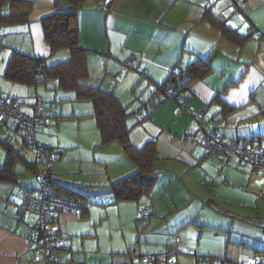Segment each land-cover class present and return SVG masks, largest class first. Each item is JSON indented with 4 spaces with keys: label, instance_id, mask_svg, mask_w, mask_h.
<instances>
[{
    "label": "crops",
    "instance_id": "crops-1",
    "mask_svg": "<svg viewBox=\"0 0 264 264\" xmlns=\"http://www.w3.org/2000/svg\"><path fill=\"white\" fill-rule=\"evenodd\" d=\"M27 1L30 3L28 22L0 24V35L3 36L0 45V62H2L0 89L3 95L14 98L16 101L20 95L28 92L30 94L31 90L36 92L37 88L26 85L28 91L23 87L14 86L12 84L15 82L4 76L12 50L42 57L47 64L64 61L70 57L66 49L51 50L44 39L41 18L54 12L55 0ZM98 2H103V9L97 7ZM5 5L7 4L4 3L3 6ZM58 7L68 9L71 5L65 0H60ZM206 7H209L218 19L236 28L240 33L245 34L251 31L253 34L250 33L246 36L247 38L238 42L221 36L207 19H200ZM237 7L242 8L241 11H244L249 22L254 25L255 32L253 29H248L249 22L240 16V10L237 11L229 0H216L211 5L206 0H84L78 9V42L86 50L89 76L96 77L83 82L86 85L99 86L111 91L123 105H126L123 103L127 102L126 98H130L128 90L126 96L123 87L117 88L112 80L117 81L120 76L129 77L126 88L136 79L133 85L142 81V84L146 85V99L139 97L137 104L141 107L145 106L146 112L149 106L144 104V100L151 96L156 84L162 82L172 69L186 66L197 56H208L210 71L189 84L190 97L183 102L184 109H179L172 99H166L149 117H145L144 113L139 114L143 120L131 129L129 134L135 145H141L151 136L156 137L159 158L155 161L153 168L158 177L149 196H145L147 201L143 205L148 216L153 217L151 220L159 219L166 229L169 226L179 229L176 233L180 236L186 234L183 229H180L181 227L189 228L187 234L193 232L198 237L196 240L202 235V228L220 229L211 224L210 216H202L199 219V213L203 206H206L207 212L214 211L215 207L212 203L215 202V198L221 199V197L213 193L212 187L208 188L203 175L200 181L210 191L208 196L196 192L192 182L187 178V173L192 170L201 171L205 175L208 173L201 166L206 162L203 161L205 158L204 136L215 131L230 141H250L264 146V0H244L243 2L240 0ZM6 10H8L7 7H0V15L7 13ZM233 12L237 14V20L244 22L242 25H238ZM130 55L137 57L138 64L136 68H133L134 71L125 73L122 64ZM92 67H97V70L95 68L92 72ZM215 96L231 106L232 110L222 115L220 112L222 105ZM73 98L74 94L66 99L72 102L75 100ZM129 105L134 107L133 99L126 105L128 110L133 111L129 109ZM76 106V111L71 115L76 117L90 115L91 111L83 112L89 110H82L86 109V105L78 103ZM41 110L39 115L42 114ZM22 111L33 114V111L31 113ZM71 115L59 114L52 117L56 119L59 118L58 116ZM135 118V115L129 116L127 124L131 125ZM1 125H3L2 122L0 127ZM45 125L46 122L43 126ZM3 128L5 129V125ZM8 129L16 130L13 126ZM18 135L21 142L20 131ZM17 149L21 150V147ZM101 152H109L110 155L100 154L97 158L96 162L100 164L99 166L104 164V167L97 169L95 184L103 185L135 172V165L129 159L128 164L119 167L127 160L123 161L124 159L120 157L123 151L118 141L107 143ZM5 160L6 152L0 145V167L4 165ZM101 199L108 203L114 202L110 194L101 196ZM127 202L131 201L114 203L120 204V208L130 209ZM18 208V213L23 216L25 211H19ZM67 214H76L78 218L85 219L88 216V209L83 217L75 212L58 214L56 219L63 235L67 232V222L72 220L66 218ZM62 216L66 217L61 218ZM32 217L31 222H23V224L19 223L21 221L19 218L15 225L10 221L0 222V264H32L31 259L34 256L27 238L29 233L27 225L35 222V215ZM75 231H78L76 236L82 235L80 230ZM64 237L67 238L65 235ZM177 237L176 240H178ZM182 240L184 241L185 238ZM178 243L181 241L167 240L166 243L164 241L166 250L175 244L178 246ZM72 247L66 244L62 253L68 251L70 254ZM182 247L186 250L179 249L181 253H190L191 248L185 242ZM114 250L113 253L123 255L126 253L155 255L156 264L168 262L178 264L179 262L177 255V258H167L160 248L156 252L143 253L141 251L145 250H141L139 246L131 247L129 242ZM204 255L218 258V261L212 258L210 264H248L205 252L195 256ZM263 255L260 254V262L254 264L261 262L264 264ZM121 261L110 264H123Z\"/></svg>",
    "mask_w": 264,
    "mask_h": 264
},
{
    "label": "rangeland",
    "instance_id": "rangeland-1",
    "mask_svg": "<svg viewBox=\"0 0 264 264\" xmlns=\"http://www.w3.org/2000/svg\"><path fill=\"white\" fill-rule=\"evenodd\" d=\"M233 15L237 20V14L233 12ZM237 23L242 25L244 22L238 19ZM0 67H2V62H0ZM95 68L97 70V67H92L91 71L93 72ZM123 71L129 73L134 70L123 68ZM95 78V75H90L85 81ZM128 80L129 77L120 76L117 81H112L115 82L117 88L123 87L126 96L128 90L131 99L126 98L127 102L121 101L127 105L133 99L134 107L129 105V109L137 110L140 106L137 104L139 97L146 99V85H143L142 81L133 85L136 79L126 88ZM12 85L23 87L29 91L24 84L15 82ZM35 87L37 88L36 92L31 90L32 93L28 92V95L24 93L17 97V101L21 110L31 113L36 98L41 97L43 100L41 112L46 125L36 130L35 139L45 145L57 146L62 149L61 157L53 160L51 171L59 175L65 185L77 187L83 184L99 185L100 183H94L97 178L96 173L99 167H104V164L99 166L100 164L96 160L100 154L110 155L109 152H101L107 144H99V132L93 116L76 117L71 115L76 111L78 103L86 105V109L82 110H89L83 112H90L91 102L89 100L70 102L66 98L71 97L73 93L57 88L55 78H48L43 84H36ZM66 113L71 116H58L59 118L56 119L52 117V115L59 114L68 115ZM18 132V130L8 128L3 130L0 127V137L10 136L14 146L21 147L26 158L33 160L34 154L28 148L22 147ZM120 155L124 159L123 161H127L120 164L119 167L129 163L124 152H121ZM209 159L205 157L203 161L206 162L201 165L208 172L207 175L202 174L201 171L192 170L187 173V178L192 182L196 192L208 196L210 193L208 188L212 187L213 193L221 197V199L215 198V202L212 203L215 207L214 211L207 212L206 206H203L199 213V219L202 216H210L211 224L220 229L202 228V235L196 240L198 237L193 232L187 234L189 228L181 227L180 229H183L186 234L180 236L176 233L179 229L170 228V226L166 229L159 219L151 220L153 217L147 215V210L143 206L147 201L145 196H142L137 204L133 201L127 202L130 205L129 209L127 207L120 208V204L114 202L108 203L101 199L103 195L95 194L84 200L88 209V216L85 219L78 218L76 214H67V217H61L72 219L67 222V232H63L67 236L64 238L65 244L70 247L74 246L70 250L71 255L68 251L61 253V262L44 261L30 255L32 264H110L118 260L124 262L123 260L129 257L127 253L123 255L113 252L114 248L125 245L127 242L131 247L139 246L141 250H145L141 251L143 253L156 252L160 248V251H164V255H166L169 249L166 250L164 241L165 243L167 240L176 241V236L181 241L177 246L178 251L168 257L177 258V255L178 264H202L201 259L195 256L202 252L248 264L260 262V254H264V174L257 173L248 163H238L235 158H230L231 160L229 159L227 162H220L214 158ZM39 167L43 170L44 165L39 164ZM14 170L18 185H11L7 182L0 183V222L8 223L10 221L15 225L18 218L21 220L20 224L33 220L30 213L25 212L21 217L17 211L18 205L22 201L20 186L36 190L40 186V181L35 174L26 170L19 163H15ZM202 175L205 177L208 188L200 181ZM76 229L80 230L82 235L76 236L78 232L75 231ZM73 232L75 233L73 234ZM182 238L185 240L183 241ZM183 242L190 246V253L179 251V249L186 250L182 247ZM133 260H135L133 264L148 263L144 259ZM213 260L218 261V258H213Z\"/></svg>",
    "mask_w": 264,
    "mask_h": 264
},
{
    "label": "trees",
    "instance_id": "trees-1",
    "mask_svg": "<svg viewBox=\"0 0 264 264\" xmlns=\"http://www.w3.org/2000/svg\"><path fill=\"white\" fill-rule=\"evenodd\" d=\"M0 1V7L8 8V10H6L7 13L0 15V24L5 22H13L14 24L28 22L30 11L29 1ZM59 1L60 0H55V10L53 13L41 18L43 35L51 50L66 49L69 51L70 57L64 61L47 64L44 62L42 57H35L14 49L11 51L7 61L4 76L12 82L21 83L27 86L43 84L46 79L55 78L57 80V88L64 91H71L74 94L73 99L89 100L91 102V112L89 114L93 116L96 128L99 132V144H107L112 141H118L121 144L122 151L126 157L135 165V172L103 185L87 184L79 187L75 185H65L61 181V178H59V175L51 171V166L44 164L42 160L35 156V151L29 144H25L21 141L23 147L32 151L35 156L34 160L27 159L22 151L14 146L10 136H4L0 137V145L6 152V160L4 165L0 167V183L7 182L11 185H18L19 182L16 178L14 165L15 163H19L26 170L35 174L36 178L40 181V186L41 184H44L51 195L81 203L82 206L75 213H78V216L83 217L84 213L87 211V206L84 203V200L89 199V196H93L95 194H110L114 202H138L142 196H149L150 191L155 185L158 177L157 172L153 168L155 161L159 158L156 149V137L151 136L141 145H135L130 139V130L142 122L143 119L139 114L144 113L145 117H149L151 113L166 99H172L179 109H184L183 102L190 97L189 84L192 81L202 78L208 74L210 71V64L208 63V56H197L186 66L172 69L162 82L156 84L151 96L146 101L144 100V104L149 106V110L145 112V106H140L137 110L130 111L127 106L123 105L111 91L104 90L99 86L86 85L83 82L89 77V69L86 62V50L81 47L78 42V9L84 0H65L71 5L68 9L59 8ZM215 1L216 0H212L209 5ZM241 1L243 2L244 0ZM239 2L240 0H238V3ZM4 3L7 5L3 6ZM241 9L242 8L240 7L237 9V11L240 10V16L249 22V18L244 15V11H241ZM200 19H207L209 23L219 31L221 36L234 42L244 40L247 38L246 36L251 33V31L245 34L240 33L236 28L218 19L209 7H206L203 10ZM248 29H253V32H255V27L252 22L248 23ZM252 34L253 33H251V35ZM259 34L261 35L262 33ZM169 88L174 89L176 94L168 95L167 90ZM215 99L222 105L220 110L222 115L232 110V107L219 100L218 96H215ZM33 112H35L34 109ZM36 113L39 112L36 111ZM131 115H135L136 118L131 125H128L127 120ZM39 116L43 118L42 114ZM0 122L3 124L1 125V128L5 125V129L14 125L9 124L2 119H0ZM13 127L18 130L17 127ZM38 128L39 127H37L36 130ZM239 142L245 144H256L250 141ZM41 144L43 147H53L45 145L44 143ZM58 149L59 150L54 158L55 160L60 158L62 154V149ZM204 150V156L206 157L205 146ZM39 164L44 165L43 170L39 167ZM40 186L36 190H32L31 188L23 189V186H20V191L25 190V193H22L21 203L24 202L26 196L25 194H30L31 197L35 198L34 206H36V198L39 197L38 191H41ZM60 212L66 211H59L57 209L53 210L51 212V221L52 223H56L58 225V232L61 237L65 238L64 235L61 234V229L56 219ZM65 246L66 244L64 242L60 250L61 253ZM128 256V258L131 257V261L125 262L124 260L123 264H130L132 260L136 258L144 259L149 264H156L157 262V257L155 255H137L131 253ZM168 256L170 255L166 254L167 258ZM198 257L201 259L202 264H210V260L214 258L210 255ZM166 264L173 263L168 262Z\"/></svg>",
    "mask_w": 264,
    "mask_h": 264
},
{
    "label": "built area",
    "instance_id": "built-area-1",
    "mask_svg": "<svg viewBox=\"0 0 264 264\" xmlns=\"http://www.w3.org/2000/svg\"><path fill=\"white\" fill-rule=\"evenodd\" d=\"M206 1L210 4L212 0ZM229 1L234 8L238 9V0ZM97 7L103 9V2H98ZM2 41L3 36L0 35V44ZM137 64V57L130 55L123 62L122 66L126 69H133ZM167 94L174 95L176 92L174 89L169 88ZM42 101L41 97H37L33 104L35 112L33 114H26L21 110L18 101L3 95L0 89V119L9 124H14L12 126L17 127L20 131L21 141L29 144L35 151V156L42 160L44 164L52 166V162L55 160V155L59 149L57 147H43L35 139L36 128L45 124L43 118L36 113V111L39 112L42 108ZM203 144L206 148L207 158H214L220 162L227 161L229 158H235L238 163H248L257 173L264 174V146L261 144H245L239 141H230L217 132L207 133L204 136ZM40 187L41 191H38L39 197L36 198V206H34L35 198L31 197L30 194H25L24 202L18 209L19 211H29L30 214L35 215V222L32 225H27L29 230L27 238L31 245L34 258L44 261H61L60 250L64 243V238L58 232V225L52 223L51 212L56 209L59 211L76 212L82 205L76 201L73 202L62 197L51 195L44 184H41ZM24 191L21 190V193H25ZM177 251V245L175 244L168 250V254L172 256ZM130 261L131 257L125 259V262Z\"/></svg>",
    "mask_w": 264,
    "mask_h": 264
}]
</instances>
